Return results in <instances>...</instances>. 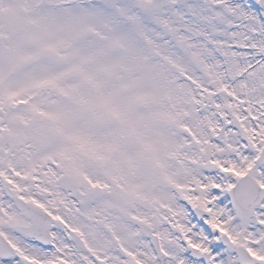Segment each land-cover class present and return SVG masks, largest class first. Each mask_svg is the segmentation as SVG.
<instances>
[{
	"label": "snow or ice",
	"instance_id": "snow-or-ice-1",
	"mask_svg": "<svg viewBox=\"0 0 264 264\" xmlns=\"http://www.w3.org/2000/svg\"><path fill=\"white\" fill-rule=\"evenodd\" d=\"M0 264H264V0H0Z\"/></svg>",
	"mask_w": 264,
	"mask_h": 264
}]
</instances>
